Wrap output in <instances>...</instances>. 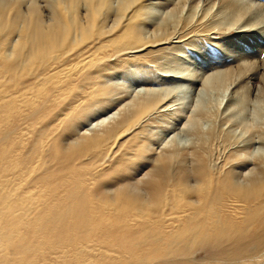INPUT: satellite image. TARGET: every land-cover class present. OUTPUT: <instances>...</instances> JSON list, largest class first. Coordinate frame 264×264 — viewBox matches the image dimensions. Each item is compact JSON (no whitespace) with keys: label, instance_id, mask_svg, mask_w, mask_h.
<instances>
[{"label":"bare ground","instance_id":"6f19581e","mask_svg":"<svg viewBox=\"0 0 264 264\" xmlns=\"http://www.w3.org/2000/svg\"><path fill=\"white\" fill-rule=\"evenodd\" d=\"M155 4L164 6L168 16L165 14L164 23L151 25ZM252 4L247 0H0V228L4 221L21 250L12 264H125L140 257L155 258L158 252L152 250V244L147 247L142 243L167 229L165 239L176 240V257L182 264L264 260V127L254 130L257 155L245 153L243 159L237 155L238 164L225 170L222 163L215 172L208 164V138L213 131L203 134L198 127L193 136L200 144L189 151L166 141L168 146L162 143L156 154L146 156L150 148L142 143L136 156L150 166L114 187L99 182L107 171L98 162L112 152L120 136L138 128L151 112L160 109L165 118L174 120L178 109L165 104L167 94L153 89L144 100L134 97L126 112L129 104L117 110L115 118L113 113L95 117L79 136L71 135L76 123L64 129L62 134L66 131L69 135L61 140L62 155L78 163L84 158L89 162L87 169L71 167L68 180L51 171V148L57 149V140L44 132L45 125L35 130L38 116L32 109L47 95L48 85L73 77L79 79L80 88L85 86L82 106H88V101L97 103L110 90L99 86L110 70L106 61L119 55L140 54L191 33L249 28L257 33L256 26L264 22V7L260 2ZM174 14L176 25L170 26L167 23ZM252 34L251 39L244 37V44L256 40L258 35ZM260 66L264 74V61ZM260 66L243 61L203 77L202 85L228 86L238 80V91L249 98L250 88L244 80ZM263 74L256 97L264 94ZM39 116L45 113L39 112ZM46 122L52 125L49 119ZM163 123L162 133L170 126L168 121ZM175 128L171 127V132ZM167 173L172 181L167 190L176 199V216L165 204L151 218L150 211L143 214V209L161 199L159 176ZM68 187L82 191L78 215L83 218V210L87 213L84 219L71 223L70 215H54L57 200L53 190ZM98 187L106 190L103 197L93 195ZM24 190H38L39 195ZM63 220L70 223L69 233L58 234L56 226ZM79 222L85 225L80 234L76 233ZM197 252L208 254V258L194 259ZM93 258L101 262L95 263Z\"/></svg>","mask_w":264,"mask_h":264},{"label":"rangeland","instance_id":"374dc122","mask_svg":"<svg viewBox=\"0 0 264 264\" xmlns=\"http://www.w3.org/2000/svg\"><path fill=\"white\" fill-rule=\"evenodd\" d=\"M247 1L253 3L252 5L260 2L264 7L263 0ZM152 7L154 12L151 15L155 19H152L150 24H155V21L161 24L164 23L165 18L168 16L166 14L167 11L162 10L164 6L155 4ZM167 24L170 26L176 25V14L169 19ZM252 29L249 28L243 31L229 29L225 30V32L211 31L212 33L209 34H194V36L191 33L178 42L177 40H172L169 45L166 44L149 51L147 50L148 52L136 55L131 54L132 56L125 53L109 59L106 61V67H109L110 70L104 73L102 83H99V86L110 90L97 103L96 101H88L89 104L86 107L81 104L85 86L79 87L78 78L62 79V82L56 86H53V84L52 86L48 85L47 95L43 94L38 107L32 109L37 112L36 117L38 116L35 130L45 125V128L43 127L44 132H48L53 141L57 140V149L51 148L53 152L52 159H54V166L51 171L56 172L59 177L68 180L72 174L70 172L71 167L77 166L80 169H87L86 165L89 164L87 158L78 163L75 158L62 155L63 142L61 143V140L69 135L66 131L62 134L64 129L70 128L71 124L76 123L71 135L79 136L89 127L90 122L93 124L96 121L95 117L113 113L115 118L117 110L119 111L126 104H129V107H125L124 112L130 108L134 97L139 101L144 100L153 93L151 91L153 89L167 94L164 96L165 104H173L171 109H178L176 110L178 116L171 121L165 118L163 111H159L160 109L157 112L153 110L154 112H151V116L143 118L140 125L138 124V128L136 126L127 134L124 133L120 136L114 143L112 152L97 164L107 171L99 182H106L107 186L116 187L123 183V179L131 177L136 171L148 168L150 163L146 159L143 161V158H137L135 153L142 143L147 145L148 149L150 148L149 154L146 156L156 154L162 143H165V145L175 144L176 146L179 144L177 146L179 149L191 150L192 147L194 148L200 144L199 138L197 142L195 135L193 136L198 127L200 130L202 129L203 134L208 131L212 133L213 131L211 137L208 138V164L213 168L214 172L223 165L222 163H224L225 170L231 164H238L236 162L237 158H234L237 155H241V159H243L242 157L245 153H252V155L255 153L257 155L258 152L254 150L256 146L254 130L255 128L258 129V127L259 129L264 127V94L261 95L263 98L255 96L257 86L262 85L261 74H263V68L260 65L264 61V22L256 26L255 30H257V33L252 32ZM260 30L263 31L261 32ZM252 33L259 37L257 36L256 40H253L251 44L250 42L244 44L247 39H251L250 35ZM243 61L257 62L260 66L257 67L255 74L252 75V71L248 72L244 80L250 88L248 91L249 98L246 94L244 95V91H238L240 90V88L237 89V85L240 82L238 80H234L228 86L202 85L205 76L236 67L242 64ZM139 91L141 92L140 94L138 93ZM248 92L246 93L248 94ZM143 96L144 99L142 98ZM75 110H77L76 113H74ZM178 111L180 112L178 113ZM39 112L45 113V116H39ZM204 114L208 118L204 117ZM47 119L50 120L52 125L47 124ZM109 120L111 121V119ZM166 121L170 123V126L164 130L165 132L163 131V134L162 127L165 125L163 122ZM14 122L15 120L11 124ZM187 122L191 123V125ZM225 123L227 124L225 125ZM171 127L176 128L171 132ZM95 129H99V127L97 126ZM94 132L92 131L91 134ZM229 133H232L233 136L231 137L232 134L229 135ZM249 135H253L251 142L254 140V144L250 142ZM162 139L164 140L161 141ZM166 141L168 142L167 144ZM148 142L151 144H148ZM243 147L244 149H242ZM227 156H229L230 160L226 159ZM225 159L228 161L227 163H225ZM168 173L163 177L159 176V195H161V199L158 198L157 204H149L148 210L143 209V214H147L150 211L151 218L154 211L157 210L155 212L157 213L165 204L170 205L171 214L176 216V199H174L171 190H167V186L172 183L166 177ZM173 183H176V179ZM71 189V187H68L66 190H53L57 200L54 215H70V223L73 219L82 220L87 216L83 209V218L78 215L80 212L78 207L80 205L82 208V199L84 198L82 191ZM24 191L39 195L38 190ZM105 192L106 190L98 187V190H93V195L103 197ZM165 196H167L166 200ZM46 199H48V196H46ZM151 202L152 199H150ZM62 222L63 224L56 226V232L58 234L69 233L70 223L67 224L65 220ZM134 222L137 223L139 220L135 219ZM3 224L4 226L0 228V264H12L11 260L17 259V255L21 250L15 246V236L8 232L4 221ZM84 228V223L79 222L76 233L80 234ZM167 234H169V229L165 230L163 235L152 237L142 243V246L147 247L152 244L150 245L152 250L158 252L155 258H149V256L140 257L125 264H182V261L176 257V240L165 239ZM205 255L204 252H197L194 253L193 258L205 261L208 258V254ZM92 261L100 263L101 259L93 258ZM253 264H264V260Z\"/></svg>","mask_w":264,"mask_h":264}]
</instances>
